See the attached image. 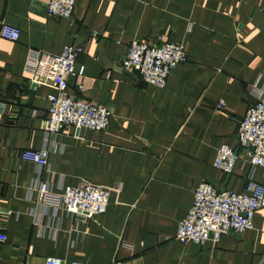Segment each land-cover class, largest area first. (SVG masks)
I'll use <instances>...</instances> for the list:
<instances>
[{"label": "crops", "instance_id": "crops-1", "mask_svg": "<svg viewBox=\"0 0 264 264\" xmlns=\"http://www.w3.org/2000/svg\"><path fill=\"white\" fill-rule=\"evenodd\" d=\"M1 23L19 35L0 38V264H42L45 257L264 264V207L241 233L203 245L174 239L200 181L218 190L243 187L247 148L237 145L235 131L258 75L264 85V0H74L68 19L47 15L46 0H0ZM156 35L180 41L186 51L163 90L120 66L132 39ZM65 45L81 47L74 64L84 69L81 88L67 77L66 91L105 107L110 118L104 131L60 128L50 142L61 150L47 156L51 181L119 188L109 192L103 213L79 221L60 211L59 227L51 230L47 215L29 214L35 193L27 197L29 181L46 173L19 152L42 147L46 97L54 90L31 89L23 63L29 49L57 54ZM221 145L237 153L230 173L212 165ZM252 178L264 187V166Z\"/></svg>", "mask_w": 264, "mask_h": 264}, {"label": "built area", "instance_id": "built-area-1", "mask_svg": "<svg viewBox=\"0 0 264 264\" xmlns=\"http://www.w3.org/2000/svg\"><path fill=\"white\" fill-rule=\"evenodd\" d=\"M74 0H46V13L52 17H71ZM19 32L15 27L1 23L0 38L14 41ZM78 45H65L57 54L29 49L25 55L23 71L34 86H45L54 90L46 97L47 118L43 126V145L38 149L24 148L19 152L22 160L34 164L37 171L46 173L45 178L35 177L27 186V197L35 193L30 215L38 212L49 218L51 230L59 227L60 211L83 221L105 211L111 190L119 186L99 187L91 183L75 186L63 185L61 180L51 181L47 156L49 151H60L61 146L50 142L63 126L75 132L80 129L104 131L110 115L105 107L83 101L66 91L67 77H75L74 86L81 88L78 80L83 75V66H75ZM186 59V51L180 41H171L156 35L150 42L132 39L120 60L124 71L135 73L139 81L158 90H163L170 71ZM260 75L252 83L244 114L237 121L235 136L239 147H246L248 171L240 191L218 190L200 181L193 189L191 206L185 216L176 224L174 239L179 242L191 241L203 245L207 240L216 241L226 232L241 233L252 227V217L256 209L264 207V187L252 178L257 166H264V85ZM3 101L0 100V112ZM222 107V102L217 103ZM237 153L225 145L219 146L212 165L223 173H230ZM37 209V211H35ZM209 234H211L209 236ZM4 235H0V241ZM119 247L131 249L130 245L119 243ZM42 264H82L79 260L69 262L56 257H45ZM112 264H123L112 260Z\"/></svg>", "mask_w": 264, "mask_h": 264}, {"label": "water", "instance_id": "water-1", "mask_svg": "<svg viewBox=\"0 0 264 264\" xmlns=\"http://www.w3.org/2000/svg\"><path fill=\"white\" fill-rule=\"evenodd\" d=\"M31 87H34V85L33 84H31V86H30V88ZM32 89V88H31ZM28 90V99H30L31 98V96H32V94H33V91L32 90ZM211 234H209V236H210Z\"/></svg>", "mask_w": 264, "mask_h": 264}]
</instances>
